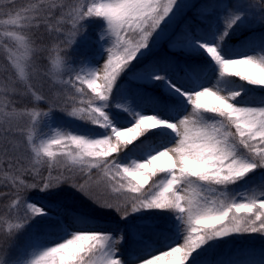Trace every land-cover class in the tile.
Instances as JSON below:
<instances>
[{
    "label": "snow or ice",
    "instance_id": "6c2138e0",
    "mask_svg": "<svg viewBox=\"0 0 264 264\" xmlns=\"http://www.w3.org/2000/svg\"><path fill=\"white\" fill-rule=\"evenodd\" d=\"M14 4L0 0V264H264V246L236 258L238 238L264 237V7ZM89 22L102 64L77 67L61 52ZM41 30L69 45L47 70Z\"/></svg>",
    "mask_w": 264,
    "mask_h": 264
},
{
    "label": "trees",
    "instance_id": "16d2710c",
    "mask_svg": "<svg viewBox=\"0 0 264 264\" xmlns=\"http://www.w3.org/2000/svg\"><path fill=\"white\" fill-rule=\"evenodd\" d=\"M35 0H15V4L11 5L10 7H13L14 9H19L28 3H33ZM71 2H75V0H71ZM202 0H196L194 4L201 3ZM250 4H256L260 7H264V5L260 4V0H247ZM7 7L0 11H7ZM194 10L186 9V17H192ZM7 17L4 15H0V19H6ZM65 31H68V26L65 25ZM100 28L98 26V22H89L86 28V33L82 32L81 35L77 38L78 42L70 47V50L68 51H62L61 55L66 58L70 62H74L77 67L80 66L81 63H86L89 58H92L94 56H97L96 53L99 49V43H98V36L100 35ZM35 37L39 39V42L45 46V51L38 54L36 58V64L37 67L41 70H47L49 65V59L54 56L56 53L53 51V45L56 43H59L58 41L52 40L51 37L48 36L46 32L43 30L36 32ZM242 39V37H241ZM234 42H236V38H234ZM59 47L61 49H68L69 45L67 43H59ZM167 45L162 42V47L159 52L156 54L159 55L160 52L166 51ZM4 63L2 59V54H0V66H2ZM7 74L0 72V84L4 83V78ZM232 79H235L239 81L238 77H233ZM44 84L43 91L44 94L48 97H53L56 88L52 87L50 85V82L47 80L42 81ZM244 83V82H240ZM15 100L18 101V106L23 105H30L31 103H35L34 98H31L30 96H17L14 97ZM41 109H46L47 105L45 103H41L39 105ZM63 116L62 113L57 112L56 113V122L59 124L61 123V117ZM65 123H67V120H64ZM74 126V125H73ZM47 131V129H45ZM30 179V178H29ZM67 188V186H65ZM0 191H7L6 189H0ZM75 194L76 197L79 196L78 193H75L74 189H68L67 192L63 193L64 196L72 198ZM30 195H34V193H30ZM9 201L7 199H4L0 197V211L4 210V205H6ZM12 241H10L8 238H6L3 235H0V252H3L6 250L11 244ZM236 244L238 245H244V250L241 252L236 258L245 260V261H259L261 258V247L264 246V237H261L259 234H252L247 235L241 238H238L236 240Z\"/></svg>",
    "mask_w": 264,
    "mask_h": 264
},
{
    "label": "rangeland",
    "instance_id": "374dc122",
    "mask_svg": "<svg viewBox=\"0 0 264 264\" xmlns=\"http://www.w3.org/2000/svg\"><path fill=\"white\" fill-rule=\"evenodd\" d=\"M195 2H196V0H180V3L184 4V5H191V4H194ZM186 9L187 8L184 9V13H186ZM95 60L100 61L99 56H97V58H95ZM100 63L102 64V61H100ZM180 242L182 243V240Z\"/></svg>",
    "mask_w": 264,
    "mask_h": 264
}]
</instances>
